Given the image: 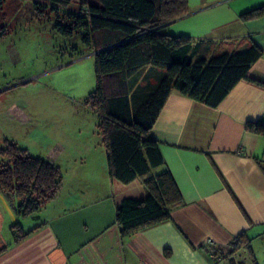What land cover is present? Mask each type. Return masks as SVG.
Segmentation results:
<instances>
[{"label": "crops", "instance_id": "0c3cea01", "mask_svg": "<svg viewBox=\"0 0 264 264\" xmlns=\"http://www.w3.org/2000/svg\"><path fill=\"white\" fill-rule=\"evenodd\" d=\"M187 3L188 13L164 32L222 49L242 50L253 40L264 50V16L241 18L264 0ZM163 70L152 64L137 70L129 78L130 103H142ZM246 76L214 107L169 93L150 131L164 159L152 172L170 171L182 204L168 220L126 236L116 206L124 198L144 197L146 189L143 178L123 183L109 174L99 131L60 151L46 137L41 155L13 140L58 166L62 182L52 199L25 217L15 212L18 199L0 192V264H228L229 258L210 250L231 246L240 234L250 239L257 259L264 256V134L245 128L264 121V54ZM16 222L30 233L13 242ZM245 254L243 249L230 257L239 262Z\"/></svg>", "mask_w": 264, "mask_h": 264}, {"label": "trees", "instance_id": "16d2710c", "mask_svg": "<svg viewBox=\"0 0 264 264\" xmlns=\"http://www.w3.org/2000/svg\"><path fill=\"white\" fill-rule=\"evenodd\" d=\"M7 0H0V11ZM37 15L47 16L60 35H79L94 53L96 85L86 98L96 113L97 128L107 152L109 174L129 183L143 178L146 194L124 198L116 206V221L122 236L163 222L182 204L181 193L168 169L152 172L164 164L151 128L170 92L216 106L240 79L247 78L250 65L262 50L250 40L242 50L217 48L213 43L193 41L164 32L171 22L188 13L187 0H29ZM264 16V6L241 15L244 20ZM152 64L163 73L142 103L132 109L129 78ZM247 130L264 134V121L247 122ZM58 166L31 155L14 142L0 147V192L18 199L19 216L35 214L60 190ZM13 242L24 232L19 222L11 228ZM245 250V260L231 254ZM4 248L0 249V252ZM215 256L229 258L228 264H257L250 239L240 234L226 248H212ZM248 259V260H247Z\"/></svg>", "mask_w": 264, "mask_h": 264}, {"label": "rangeland", "instance_id": "374dc122", "mask_svg": "<svg viewBox=\"0 0 264 264\" xmlns=\"http://www.w3.org/2000/svg\"><path fill=\"white\" fill-rule=\"evenodd\" d=\"M93 52L79 35L56 32L29 0H7L0 11V144L15 140L41 155L46 137L60 151L97 136L98 118L86 102L96 85ZM254 258L264 264V256Z\"/></svg>", "mask_w": 264, "mask_h": 264}, {"label": "built area", "instance_id": "2783aa9c", "mask_svg": "<svg viewBox=\"0 0 264 264\" xmlns=\"http://www.w3.org/2000/svg\"><path fill=\"white\" fill-rule=\"evenodd\" d=\"M208 242L212 243V242H213V240H211V239H208Z\"/></svg>", "mask_w": 264, "mask_h": 264}]
</instances>
